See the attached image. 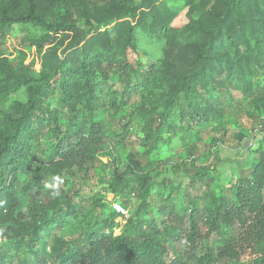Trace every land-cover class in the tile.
Returning a JSON list of instances; mask_svg holds the SVG:
<instances>
[{
	"label": "trees",
	"instance_id": "trees-1",
	"mask_svg": "<svg viewBox=\"0 0 264 264\" xmlns=\"http://www.w3.org/2000/svg\"><path fill=\"white\" fill-rule=\"evenodd\" d=\"M187 2L181 16L168 0H0V264H244L241 244L231 241L217 257H199L224 226L238 227L254 245L250 264H264V123L232 194L213 196L205 212L195 192L212 180L199 173L158 182L131 149L107 188L124 209L133 198L137 208L93 217L74 239L39 241L70 219L82 222L63 187L45 186L42 175L60 181L94 158L92 149L106 141L98 117L105 109L120 112L146 91L160 119L176 111L170 128L183 132L212 126L234 92L264 111V0ZM16 25L41 55L37 75L26 72L25 51L11 58L5 44ZM141 53L150 60L146 71ZM254 67L263 68L261 80L249 77ZM55 95L60 109L52 108ZM46 129L53 136L47 147ZM164 143L153 131L140 141L149 153ZM185 183L191 190L180 198ZM24 192L30 197L21 209ZM163 229L185 237L181 256L158 239Z\"/></svg>",
	"mask_w": 264,
	"mask_h": 264
},
{
	"label": "rangeland",
	"instance_id": "rangeland-1",
	"mask_svg": "<svg viewBox=\"0 0 264 264\" xmlns=\"http://www.w3.org/2000/svg\"><path fill=\"white\" fill-rule=\"evenodd\" d=\"M168 2L172 7L180 8L181 16L184 15L187 0ZM23 35L20 25H16L14 32L5 40V44L12 53L11 58H16L19 50L25 51L27 53L25 70L31 75H37L41 71V55L35 46H30L23 40ZM141 61L143 71H146L150 60L141 53ZM262 72L263 68L254 67L249 77L261 80ZM113 80H117L116 75H113ZM154 100L155 98L146 91H138L120 112L108 109L102 111L98 117L103 121L106 141L92 149L90 154L94 158L84 167L67 172L60 181H54V177L48 172L42 175L45 186L63 187L77 205L82 222L70 219L53 232L43 233L39 239L41 245L48 242L51 235H59L67 240L74 239L83 230L85 221L93 217H106L115 209V204L121 205L119 199L108 191L107 183L115 169L125 168L131 149L138 151L146 172L158 182L168 176L176 177L181 174L196 176L199 173L203 174L205 182L212 180L210 184L198 186L195 192L203 212L210 207L213 196L232 194L239 167L245 165L248 152L254 151L262 141L264 111L254 112L250 98L241 92H234L233 97L227 101L228 105L224 106V110H220V115L212 126L200 127L196 124L192 126L190 132H183L170 128L176 111H170L165 119H160L153 110ZM51 102L52 108L60 109L57 95L51 97ZM149 131L158 132L165 140L158 152H146L140 145L141 139ZM52 139V132L46 129L41 136V143L47 147ZM185 141L187 144L183 145ZM250 157L251 160H257L259 156L257 152H253L250 153ZM28 180L29 177H23L20 188ZM186 185L185 183L180 188V198L184 197L183 194L188 189ZM29 197L28 193H23L21 209L27 206ZM127 205L125 216L137 208L138 200L133 198ZM117 221L122 223L123 217H119ZM115 232L119 233L120 229ZM243 235L241 229L236 226H224L207 244L202 245L199 257L204 262L209 259V252L212 253V257H217L219 249L231 241L236 245L241 244L240 261L250 264L257 257V251L248 240L243 241V238H246ZM158 239L169 247L173 255L181 256L185 237H180L171 229H163Z\"/></svg>",
	"mask_w": 264,
	"mask_h": 264
},
{
	"label": "built area",
	"instance_id": "built-area-1",
	"mask_svg": "<svg viewBox=\"0 0 264 264\" xmlns=\"http://www.w3.org/2000/svg\"><path fill=\"white\" fill-rule=\"evenodd\" d=\"M114 207L117 212L121 213L124 216L126 215V210L122 206H120V204H115Z\"/></svg>",
	"mask_w": 264,
	"mask_h": 264
},
{
	"label": "water",
	"instance_id": "water-1",
	"mask_svg": "<svg viewBox=\"0 0 264 264\" xmlns=\"http://www.w3.org/2000/svg\"><path fill=\"white\" fill-rule=\"evenodd\" d=\"M247 145H248V142L245 143V146H246V147H247Z\"/></svg>",
	"mask_w": 264,
	"mask_h": 264
}]
</instances>
